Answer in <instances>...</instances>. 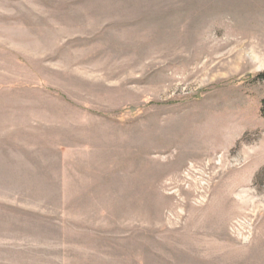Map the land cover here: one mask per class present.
I'll list each match as a JSON object with an SVG mask.
<instances>
[{"label": "rangeland", "instance_id": "374dc122", "mask_svg": "<svg viewBox=\"0 0 264 264\" xmlns=\"http://www.w3.org/2000/svg\"><path fill=\"white\" fill-rule=\"evenodd\" d=\"M264 0H0V264H264Z\"/></svg>", "mask_w": 264, "mask_h": 264}, {"label": "trees", "instance_id": "16d2710c", "mask_svg": "<svg viewBox=\"0 0 264 264\" xmlns=\"http://www.w3.org/2000/svg\"><path fill=\"white\" fill-rule=\"evenodd\" d=\"M259 77L264 79V73L259 75ZM260 113L264 116V100L260 104Z\"/></svg>", "mask_w": 264, "mask_h": 264}]
</instances>
